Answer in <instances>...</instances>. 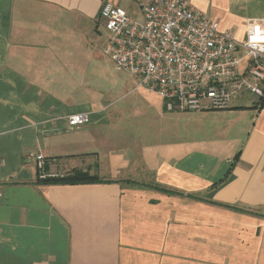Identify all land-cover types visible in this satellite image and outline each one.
<instances>
[{
	"label": "crops",
	"instance_id": "obj_1",
	"mask_svg": "<svg viewBox=\"0 0 264 264\" xmlns=\"http://www.w3.org/2000/svg\"><path fill=\"white\" fill-rule=\"evenodd\" d=\"M188 1L236 39L264 27V0ZM100 6L0 0V264H264V101L196 111L229 154L147 143L88 61ZM73 169L99 181H37Z\"/></svg>",
	"mask_w": 264,
	"mask_h": 264
},
{
	"label": "built area",
	"instance_id": "obj_2",
	"mask_svg": "<svg viewBox=\"0 0 264 264\" xmlns=\"http://www.w3.org/2000/svg\"><path fill=\"white\" fill-rule=\"evenodd\" d=\"M128 1L134 9L101 0L99 18L109 35L103 53L167 111L222 110L243 93L264 94V27L249 26L236 39L188 0ZM86 119L77 113L67 121L80 127ZM28 158L43 169L39 150Z\"/></svg>",
	"mask_w": 264,
	"mask_h": 264
},
{
	"label": "rangeland",
	"instance_id": "obj_3",
	"mask_svg": "<svg viewBox=\"0 0 264 264\" xmlns=\"http://www.w3.org/2000/svg\"><path fill=\"white\" fill-rule=\"evenodd\" d=\"M113 2L124 9L135 8V3L128 0ZM97 24L98 30L88 41V61L90 66L93 64L100 69L96 84L105 91V100L112 102V112L132 115L130 123L135 125L137 135L156 147L170 144L179 148L184 144L183 146L193 149L229 154L225 147L233 146L226 144V139L222 140L216 132L215 118L204 114L206 112H163L161 98L153 92L150 93L142 87L132 89L134 84L137 85V80L125 70L117 69L109 56L103 53V46L109 35L100 19ZM252 97L245 93L240 101L247 103Z\"/></svg>",
	"mask_w": 264,
	"mask_h": 264
},
{
	"label": "trees",
	"instance_id": "obj_4",
	"mask_svg": "<svg viewBox=\"0 0 264 264\" xmlns=\"http://www.w3.org/2000/svg\"><path fill=\"white\" fill-rule=\"evenodd\" d=\"M264 101V95L258 98V103H262ZM225 179H221L220 181H217L213 183L210 187H216L220 183H222ZM38 182L40 183H90V182H96L99 181L98 177L96 175H91L87 171H83L81 169H73L69 173H66L65 175L62 176H44V177H38ZM154 188L159 189L160 191H164L167 193L171 194H177V195H185L193 199H198V200H203V198L193 194V193H188L184 194L181 193L180 191L177 190H172V189H166L163 188L159 185H152ZM213 204H217L214 201H208Z\"/></svg>",
	"mask_w": 264,
	"mask_h": 264
}]
</instances>
